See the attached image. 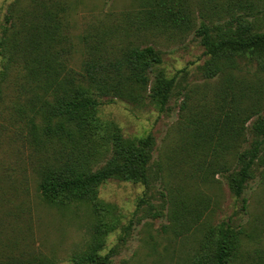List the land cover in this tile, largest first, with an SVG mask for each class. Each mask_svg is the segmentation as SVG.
<instances>
[{
	"label": "rangeland",
	"instance_id": "rangeland-1",
	"mask_svg": "<svg viewBox=\"0 0 264 264\" xmlns=\"http://www.w3.org/2000/svg\"><path fill=\"white\" fill-rule=\"evenodd\" d=\"M52 1L64 5L62 48L76 71L89 44L116 54L151 46L162 58L152 81L175 79L164 108L145 93L136 103L106 99L99 110L101 120L126 138L155 140L148 187L110 180L99 189L101 200L118 206L120 220L101 253L114 249L112 264H191L207 234L231 223L243 233L237 264H264V162L255 166L245 190L246 208L228 184L237 168L234 153L259 139L253 125L264 118V63L239 60L208 78L209 56L198 34L206 25L215 36L235 17L264 31V0ZM30 6L27 0H0V35L13 9L19 14L39 8L35 2ZM3 69L0 54V74ZM16 72L10 73L0 106V264L33 255L73 264L71 257L94 238L96 217L84 203L66 207L44 200L39 172L51 159L32 133L30 95L13 87Z\"/></svg>",
	"mask_w": 264,
	"mask_h": 264
},
{
	"label": "trees",
	"instance_id": "trees-1",
	"mask_svg": "<svg viewBox=\"0 0 264 264\" xmlns=\"http://www.w3.org/2000/svg\"><path fill=\"white\" fill-rule=\"evenodd\" d=\"M27 1L29 8L35 2L38 10L18 14L13 9L0 35L4 59L0 106L10 73L17 71L13 87L19 95H30L32 133L51 159L39 172L44 200L66 207L84 203L96 217L92 242L86 250L74 254L71 261L112 264L116 251H101L107 236L120 225L118 206L101 200L99 189L110 180L148 187L155 140L151 135L126 138L117 126L101 120L99 110L106 99L110 103L115 99L136 103L145 100V93L153 104L164 108L175 88V79L158 76L152 81L151 73L161 65L162 58L151 46L116 54L105 52L100 44H89L82 69L76 71L69 66V56L62 48L67 40L60 13L64 5L53 4L52 0ZM23 15L25 21L20 22ZM198 34L209 56L204 66L208 78L236 67L239 60L264 63V31L241 17H235L215 36L206 25ZM253 130L259 139L249 149L234 153L237 168L228 177L233 195L242 200L244 208L248 203L245 190L254 179L255 166L264 162V118L254 123ZM131 228L125 229L126 235ZM242 234L231 223H222L207 234L191 264H237ZM42 258L33 255L16 264H54Z\"/></svg>",
	"mask_w": 264,
	"mask_h": 264
}]
</instances>
